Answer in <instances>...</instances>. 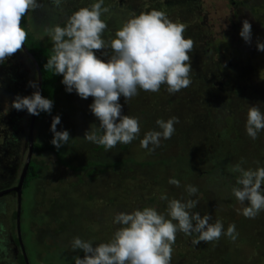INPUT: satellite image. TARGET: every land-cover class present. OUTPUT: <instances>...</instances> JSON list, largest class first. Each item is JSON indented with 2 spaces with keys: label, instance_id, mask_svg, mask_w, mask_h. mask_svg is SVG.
<instances>
[{
  "label": "rangeland",
  "instance_id": "374dc122",
  "mask_svg": "<svg viewBox=\"0 0 264 264\" xmlns=\"http://www.w3.org/2000/svg\"><path fill=\"white\" fill-rule=\"evenodd\" d=\"M4 1L1 188L25 160L36 88ZM240 1L40 0L62 33L42 35L39 12L27 32L72 62L33 125L63 162L34 154L46 170L21 196L29 264H264V0ZM4 200L0 243L16 231ZM0 264L17 263L0 249Z\"/></svg>",
  "mask_w": 264,
  "mask_h": 264
},
{
  "label": "trees",
  "instance_id": "16d2710c",
  "mask_svg": "<svg viewBox=\"0 0 264 264\" xmlns=\"http://www.w3.org/2000/svg\"><path fill=\"white\" fill-rule=\"evenodd\" d=\"M29 0H21V5H20V12H19V18H18V35L19 38L22 42V44L25 46V48L27 49V51L34 57V59L37 62L38 68L40 70L41 73V85H40V90H39V96H38V100H37V107H36V113H35V120H34V125L37 121L42 120L46 117L51 116L52 114H54V112L56 111V107L54 105V99L56 97V94L58 92V81L60 80V76H61V70L59 69V65L61 63L63 64H69L71 61L67 60V57L64 56L59 49V46L57 45V43L53 40L50 39L46 40V37H44V39H38V37L33 36L34 34H32L30 31L29 33L27 32V28H29L28 24H27V20H28V15L31 14L32 18H33V24H39L41 22V18L40 16H37V13L39 12L43 17L47 16L45 13V8L41 3V7L42 8H38V0L36 2H34L33 7H30V11L29 13L26 15V13L24 12V7L27 6V2ZM231 2H234L236 4L241 3L240 0H230ZM66 2V1H65ZM4 4L5 1L4 0H0V9H4ZM37 6V7H36ZM250 10L253 11V7L250 8ZM44 12V13H43ZM49 20L47 19L46 21L42 20V23H48L49 28H46L47 31H43L41 32V34H47L49 33V37H58L57 35L61 34L62 31L60 30V27H56L53 24V20L50 22H48ZM53 24V25H52ZM61 25V24H60ZM27 27V28H26ZM54 27V28H53ZM47 32V33H46ZM57 34V35H55ZM40 35V36H42ZM43 38V37H42ZM45 40V41H43ZM18 43V42H17ZM62 45V42H59ZM30 61V59H28ZM31 66L33 68L34 74L36 75V71H35V67L32 63V61H30ZM32 73V75H34ZM36 81H37V75L35 76ZM35 90H31L32 92V101L30 104V112H32V108H33V102H34V96H35ZM31 117V115H30ZM45 149H49L52 150L53 152L56 153L57 157L59 158V160L61 162L62 159H60V155L58 153V151L55 149L54 144L51 142H47V143H43V142H39L33 139L32 142V153H31V157L25 172V175L23 177V181H22V186H21V196L23 193V190L30 186V184L37 179L43 172H45L46 170V165L45 163L36 158V156L34 155L37 152H40L42 150ZM64 165L67 166V164L63 163ZM94 164V163H92ZM69 166V165H68ZM70 168L74 169V170H80L82 167H73V166H69ZM22 201V199H21ZM10 213L12 215V219H14L15 221V226H16V207L15 209H11ZM20 214H21V206H20ZM20 226V223H19ZM6 237L2 239V248L4 250L5 253H8L9 258H11L13 261H15L17 264H25L24 262V258H23V254L19 245V241L17 238V230L14 233H10L7 232L5 233ZM8 234V235H7ZM20 238H21V243H23V238L24 236H22L21 234V229H20ZM24 246V245H23ZM13 247H15V250H13ZM25 249V248H24ZM9 250V251H7ZM26 254V253H25ZM27 256V255H26ZM28 260V259H27ZM29 262V261H28ZM45 264H55L51 261L45 263ZM59 264H71L69 262H61Z\"/></svg>",
  "mask_w": 264,
  "mask_h": 264
},
{
  "label": "water",
  "instance_id": "95a60500",
  "mask_svg": "<svg viewBox=\"0 0 264 264\" xmlns=\"http://www.w3.org/2000/svg\"><path fill=\"white\" fill-rule=\"evenodd\" d=\"M19 9H20V0H17L16 3V11H15V31H16V38L18 41V44L20 46V48L23 50V52L29 57V59L32 61L34 67H35V71H36V75H37V81H36V90H35V96H34V102H33V108H32V112H31V118H30V123H29V133L27 136V154L25 157V160L23 162L18 180H17V185L14 187V190H16L17 192V198H16V230H17V238L19 241V245L23 254V258H24V262L25 264H29L28 260H27V256L25 254V250L23 248V245L21 243V238H20V206H21V186H22V181H23V177L25 175L30 157H31V153H32V142H33V138H32V134H33V125H34V120H35V113H36V107H37V100H38V96H39V90H40V85H41V73L40 70L38 68L37 62L34 59V57L27 51V49L25 48V46L22 44L19 35H18V18H19Z\"/></svg>",
  "mask_w": 264,
  "mask_h": 264
},
{
  "label": "flooded vegetation",
  "instance_id": "af4514ba",
  "mask_svg": "<svg viewBox=\"0 0 264 264\" xmlns=\"http://www.w3.org/2000/svg\"><path fill=\"white\" fill-rule=\"evenodd\" d=\"M21 1V0H20ZM37 0H29L28 2H27V6H25L24 7V12L26 13V10L28 11V9H30V7H33V6H35V5H33L34 4V2H36ZM38 2H39V4H38V8H42L41 7V2H40V0H38ZM16 3H17V0H15V7H14V21H13V26H14V32H13V34H12V38H14V41H15V43L18 45V48H19V50L21 51V53H22V55L24 56V57H26L25 59L28 61V62H30L28 59H29V57L23 52V50L20 48V46H19V44L17 43L18 41H17V36H16V31H15V11H16ZM20 5H21V2H20ZM37 7V6H36ZM0 10H2V9H0ZM3 11V10H2ZM30 11V10H29ZM19 12H20V9H19ZM29 13V12H28ZM44 13V12H43ZM28 133H29V129H28ZM28 136V135H27ZM26 139H27V137H26ZM25 139V140H26ZM11 173H13V171L11 170ZM10 176H12V174H10ZM18 180V179H17ZM10 182V181H9ZM13 182H14V180H13ZM17 185V182H16V184L15 183H13V184H7V185H5V187H3V188H1L0 187V214H3V212L6 210V208H5V200L4 199H6V198H8L11 194H13V195H15L16 196V198H17V192H16V190H14V187ZM2 227V226H1ZM0 227V228H1ZM1 241V240H0ZM0 249L2 250V252L5 254V252H4V250H3V248H2V242L0 243ZM13 250H15V247H13ZM7 251H9V250H7ZM6 254H8V253H6Z\"/></svg>",
  "mask_w": 264,
  "mask_h": 264
}]
</instances>
